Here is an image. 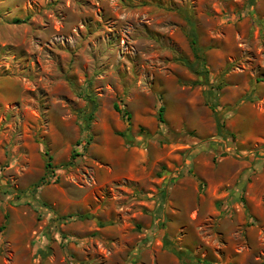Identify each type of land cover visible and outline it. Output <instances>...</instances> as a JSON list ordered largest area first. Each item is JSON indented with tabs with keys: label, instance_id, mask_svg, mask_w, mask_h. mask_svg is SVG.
Listing matches in <instances>:
<instances>
[{
	"label": "rangeland",
	"instance_id": "rangeland-1",
	"mask_svg": "<svg viewBox=\"0 0 264 264\" xmlns=\"http://www.w3.org/2000/svg\"><path fill=\"white\" fill-rule=\"evenodd\" d=\"M0 264H264V0H0Z\"/></svg>",
	"mask_w": 264,
	"mask_h": 264
},
{
	"label": "trees",
	"instance_id": "trees-1",
	"mask_svg": "<svg viewBox=\"0 0 264 264\" xmlns=\"http://www.w3.org/2000/svg\"><path fill=\"white\" fill-rule=\"evenodd\" d=\"M196 44H197V41H196V39H194V40H193V45H196ZM87 97L89 98V99H88V103H89V104H93V103H94V99H93L92 95H87ZM91 116H93V115H92V112L89 113V116L87 117V120H89V119L91 118ZM48 166L51 167L52 164L49 162V163H48Z\"/></svg>",
	"mask_w": 264,
	"mask_h": 264
},
{
	"label": "crops",
	"instance_id": "crops-1",
	"mask_svg": "<svg viewBox=\"0 0 264 264\" xmlns=\"http://www.w3.org/2000/svg\"><path fill=\"white\" fill-rule=\"evenodd\" d=\"M237 138V137H236Z\"/></svg>",
	"mask_w": 264,
	"mask_h": 264
}]
</instances>
